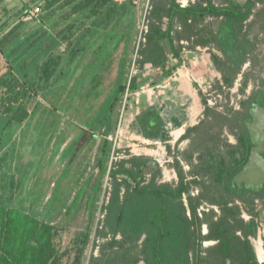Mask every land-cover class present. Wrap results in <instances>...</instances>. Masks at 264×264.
Here are the masks:
<instances>
[{
  "label": "rangeland",
  "instance_id": "obj_1",
  "mask_svg": "<svg viewBox=\"0 0 264 264\" xmlns=\"http://www.w3.org/2000/svg\"><path fill=\"white\" fill-rule=\"evenodd\" d=\"M65 1L49 7L45 0H0V24L26 5L30 8L40 5L42 9L40 16H33L30 11L16 18L8 31L19 20L20 28L0 46V76L13 70L33 87L31 96L24 102L30 112L27 121L8 124V116L0 112V194L6 201L11 189L14 206L56 224L59 228L56 245L65 253L63 264H73L78 252L77 236L86 229L95 231L109 185L108 172L100 171L108 127L104 117L110 118L112 126L108 138L113 146L105 161L108 169L113 160L130 155L146 156L151 159V167L146 169L148 179L158 166L160 183H176L179 179L176 157L189 172L191 166L183 153L194 149L190 138L178 142L176 132L204 119V100L217 112L231 116L232 110H244L243 101L249 97L262 99L264 96V5L258 3L249 20L253 22L251 36H258L260 40L258 51L262 61L256 67L248 61L235 85L227 88L221 72L210 60L211 50L221 52L214 47L190 49L187 40L182 41L183 63L173 75H164L168 66L177 63L166 40L170 59L165 68L146 65L142 69L137 65L140 42L145 40L143 36L148 31L151 0H111L98 15L89 8L75 12L73 5L63 6ZM214 1L221 5L245 0ZM55 57H59L58 66L51 77H45L43 65ZM134 74L142 80L140 90L122 93L109 111L116 86L119 82L129 83ZM243 74H248L247 86H244ZM167 99L178 102L174 115L165 116L169 138L165 141L145 138L138 125L139 116L150 107L167 110L170 106ZM256 108L259 121L264 117L261 111L264 109ZM175 116L183 119L181 126H175ZM100 120L104 121L99 123ZM210 120L214 126L208 132H217L220 121ZM256 125L254 132L258 139L255 140L263 147L261 122ZM223 137L231 144L239 140L228 128ZM257 160L243 172L244 182L264 175V170L259 168L262 163L259 165ZM199 192L196 187L192 194ZM254 209L259 214V227L251 240L259 262L264 263V198L255 200ZM210 210L220 213L217 205L208 202L199 212L202 215ZM242 216L246 221L253 217L246 208ZM208 232V225L204 224L203 233ZM216 243L205 240L204 247ZM92 253L100 256L101 248L93 250L92 243L87 246L82 264H92ZM126 264L146 263L141 259Z\"/></svg>",
  "mask_w": 264,
  "mask_h": 264
},
{
  "label": "trees",
  "instance_id": "obj_2",
  "mask_svg": "<svg viewBox=\"0 0 264 264\" xmlns=\"http://www.w3.org/2000/svg\"><path fill=\"white\" fill-rule=\"evenodd\" d=\"M61 1L45 0L49 7ZM110 1L66 0L63 6L73 5L75 12L89 8L98 15ZM258 3L264 5V0L231 1L221 5L214 0H196L186 7L179 0H151L147 14L148 31L144 33L145 40L140 42L137 65L142 69L146 65H152L154 69L165 68L170 59L164 44L166 40L177 63L168 66L164 75H173L183 63L185 46L182 41L187 40L190 49L214 47L221 52L211 50L210 60L221 72L223 84L232 88L248 61L253 67L262 61L258 51L260 40L258 36H251L253 22H249ZM32 8L26 5L0 24V46L21 26L19 20L8 31L11 23L30 13ZM108 17H111L110 13ZM59 57L44 63L45 77H51ZM243 75L244 86H247L248 74ZM141 86L138 74L132 75L129 83L119 82L108 110L112 111L122 93L127 90L136 92ZM32 89L13 70L1 74L0 112L8 116V124L28 120L30 112L24 102L31 96ZM166 103L170 105L167 110L150 107L139 116L138 125L145 138L163 141L169 138L165 116L174 115L178 102L167 99ZM204 104V119L189 126L179 139L190 138L195 150L188 149L183 153L191 166L189 172L176 157L179 177L176 183H160L157 180L161 171L158 166L148 179L146 169L151 167V159L146 156L130 155L113 160L108 169L105 161L112 151L113 145L108 138L112 126L110 118L104 117L108 127L100 171L108 172L109 185L95 231L86 229L77 236L78 252L73 264L83 263L84 251L91 243L93 250L101 248L100 256L92 253V264H126L141 259L146 264H264L259 262L251 240L258 232L259 214L254 206L256 199L264 198V175L243 181V172L252 161L256 164L253 156L259 145L254 133L258 117L256 107L264 109V96L262 99L249 97L243 101L244 110H232L231 116L217 112L205 100ZM215 118L220 121L219 128L217 132H208L214 126L210 119ZM182 120L175 116L173 122L175 126H181ZM263 122L261 131H264ZM225 128L239 137L236 144L223 137ZM261 154L264 157V149ZM257 162L262 163L259 168L264 170V160ZM196 187L200 192L193 195ZM13 199L11 189L6 201L0 194V264H63L65 253H61L56 245L58 226L14 206ZM205 202L217 205L220 213L210 210L200 215L199 209ZM244 208L253 216L248 221L242 216ZM204 224L208 225V234L203 233ZM104 239L106 241L101 244ZM205 240L217 243L205 248Z\"/></svg>",
  "mask_w": 264,
  "mask_h": 264
},
{
  "label": "crops",
  "instance_id": "obj_3",
  "mask_svg": "<svg viewBox=\"0 0 264 264\" xmlns=\"http://www.w3.org/2000/svg\"><path fill=\"white\" fill-rule=\"evenodd\" d=\"M182 83V82H181ZM182 86V85H181ZM199 114V113H198ZM192 115V117H193V114H191ZM198 116V115H197ZM196 116V117H197ZM264 121V117H262V118H259V121H258V118L255 120V122L257 123H262ZM194 125H196V124H193V125H189V126H194ZM188 126V127H189ZM187 127V128H188ZM187 128H184V127H181V128H179L178 129V131L176 132L177 133V135H178V137H177V139H178V141H179V139L181 138V136L186 132V129ZM263 132V135H264V131H262ZM255 133V132H254ZM256 137H257V135H255ZM260 144V143H259ZM262 149L263 148H261L259 145L254 149V155L253 156H255V158L256 159H258V160H264V157L262 156V154H261V151H262ZM258 155H259V158H258Z\"/></svg>",
  "mask_w": 264,
  "mask_h": 264
},
{
  "label": "built area",
  "instance_id": "obj_4",
  "mask_svg": "<svg viewBox=\"0 0 264 264\" xmlns=\"http://www.w3.org/2000/svg\"><path fill=\"white\" fill-rule=\"evenodd\" d=\"M179 3H180L183 7H186V6L189 5L190 0H181ZM41 11H42L41 6H40V5H37V6H35V7H33V8L31 9V14H32L33 16H38V15L41 13ZM203 209L205 210L204 207L202 208V210H203ZM207 210H209V209H207ZM200 213H202V211H200Z\"/></svg>",
  "mask_w": 264,
  "mask_h": 264
}]
</instances>
